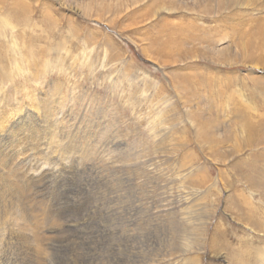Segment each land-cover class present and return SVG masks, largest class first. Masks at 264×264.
<instances>
[{
    "label": "rangeland",
    "instance_id": "374dc122",
    "mask_svg": "<svg viewBox=\"0 0 264 264\" xmlns=\"http://www.w3.org/2000/svg\"><path fill=\"white\" fill-rule=\"evenodd\" d=\"M43 77L62 85L52 93L66 103L55 128L82 153L73 173L86 176V196L103 209L93 223L105 230L90 231L79 211L68 230V215L52 207L47 247L75 233L76 248L91 247L103 264H150L153 242L161 258L166 243L178 247V259L188 237L201 249L186 256L229 264L225 250L211 248L220 226L236 254L264 246L260 228L235 208L236 195L251 190L247 121L264 104V0H0V95L14 85L22 110L38 113L39 100L26 95Z\"/></svg>",
    "mask_w": 264,
    "mask_h": 264
},
{
    "label": "bare ground",
    "instance_id": "6f19581e",
    "mask_svg": "<svg viewBox=\"0 0 264 264\" xmlns=\"http://www.w3.org/2000/svg\"><path fill=\"white\" fill-rule=\"evenodd\" d=\"M155 1L158 3L160 0ZM240 1L248 3L251 0ZM159 7L170 10L166 5ZM213 49H215V46H213ZM10 79L8 77V80ZM43 79L41 81L36 80L34 83L40 91L32 89L31 94L26 92V97H35L39 100L38 106L41 107L42 111L38 113H34L29 107L22 110V106H19V101L16 98L17 92L14 85L8 87L10 90L7 95H0V264H66L68 257L70 259L73 257L75 264H97V261L101 259L95 257V252L91 251V247H85V253L79 251L78 247L76 248L77 245L75 246L73 243L75 242L73 238L75 233L73 236L71 234L63 236L57 243H55L56 241L49 242L48 247L46 245L48 238L44 235V225L48 220L54 218V213L49 211L52 207H61L64 216L67 217L68 215L65 224L68 230L76 223H73L74 220L69 218L70 212L73 211L81 212V219L92 224L90 231L96 233V228H99L105 233V230L101 224L93 223L92 215H101L103 209H101V206L99 207L97 200L92 199V201L86 196L88 193L85 190V187H87V183L84 181L86 176L81 179L82 181H78L73 173V170L78 169L83 164L79 160V156L76 155L80 151L75 146H67L62 143L63 139H59L61 136L59 137L55 128L61 124L64 118L63 111L66 109V103L52 98V93L60 91L62 85H53L46 81L45 77ZM60 97L59 95L58 98ZM247 109L249 108L247 107ZM255 109L258 112L255 117L258 116L264 124V104L260 108L255 106ZM255 109L252 108V110ZM56 110L59 113L53 115ZM59 116L62 118L60 119ZM255 117L253 113L250 114L247 121L248 127L246 126V128H249L250 133L249 138L247 137L249 139L247 146L252 149L251 161L248 164L251 175L249 190H251L247 194L248 196H243L246 193H241L240 190L241 192L236 195L235 208L241 213L244 212L243 216L249 223L253 227L260 228L264 235V182L260 187L257 175H255L257 169H259L256 165L257 157H259L258 161L262 163L261 165H264V141L263 144H260L256 139V135L260 134H255L259 131H257V124L254 123ZM44 129L50 131L46 134L47 136H44L48 139H43L47 140L48 144H43L41 139V136L44 135L42 133L46 132L43 131ZM44 145L47 146L44 147ZM258 147L261 151L258 150ZM27 150L28 155L22 154L23 151ZM59 151L60 155H55L56 152L59 154ZM20 154L25 157L21 158ZM41 155H44V157L48 155L47 159L50 162L40 164L39 156ZM76 165L77 168L74 169ZM38 187L50 191L53 197L49 200L45 197L44 199L47 201L38 199ZM247 208H249V211L245 210ZM221 228L222 226L215 228L212 235L215 241L213 242L211 239V248L215 251V254L219 255L220 251L225 250L230 259L229 264H264V246L253 248V254L249 253L250 250L247 249L236 254L233 244L223 239L227 233L222 231ZM252 230L249 229L250 232L254 233L255 230ZM200 231L206 232L207 229L202 228ZM185 232L187 231L185 230ZM185 238L186 246L184 249L182 248L185 253L181 254L179 260L177 257L176 259L173 257L175 253L179 252L178 247L166 243L165 249L169 251V257L164 256V258H161L158 256V253L162 251L160 249L161 245L156 241L153 242V257L150 264H200L196 262V259L186 255L194 249L200 250L201 247L196 246L192 238ZM75 239H78V236ZM243 241L245 242V238ZM51 257L53 258L51 259ZM53 259H56L55 262L52 261ZM101 263L103 264V260H101Z\"/></svg>",
    "mask_w": 264,
    "mask_h": 264
}]
</instances>
